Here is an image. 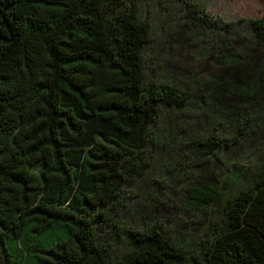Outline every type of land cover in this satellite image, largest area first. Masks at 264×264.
Segmentation results:
<instances>
[{
  "label": "trees",
  "instance_id": "trees-1",
  "mask_svg": "<svg viewBox=\"0 0 264 264\" xmlns=\"http://www.w3.org/2000/svg\"><path fill=\"white\" fill-rule=\"evenodd\" d=\"M143 1L0 0V264H264V16Z\"/></svg>",
  "mask_w": 264,
  "mask_h": 264
},
{
  "label": "rangeland",
  "instance_id": "rangeland-1",
  "mask_svg": "<svg viewBox=\"0 0 264 264\" xmlns=\"http://www.w3.org/2000/svg\"><path fill=\"white\" fill-rule=\"evenodd\" d=\"M197 1L204 4L206 13L209 14L211 18L217 17L226 22H236L240 19H256L264 16V0ZM179 7H177L176 11V9H174L173 7L170 8L162 2H160V4H157L155 1L152 2V0L143 1L141 12L143 14V17L148 16L151 20L150 23L153 29L152 32L154 44H157L161 39L165 37V35H168L167 32L163 31L160 27L159 21H164L169 18H175V20H177L183 15V12ZM181 54L183 55V57L181 56ZM185 54V50H172L170 52V59L166 63L168 65V68L174 69V71L179 75H181L183 71L187 72V70H184V67L198 68V60L194 57V52L191 51L190 57H186ZM156 56L158 57V53L156 54V51L152 50L150 55L148 56L150 60L149 64L154 61V58ZM170 197H172L173 201H175V195L171 192L169 194V199L165 201V206L160 209L159 217L161 219L159 220L162 221V224L166 228L165 230L168 232V235L173 237L179 234L176 233L177 230H181V227L177 226L176 223L178 219L182 218V216L178 211L169 208L173 204V202L170 203ZM174 228H176V230ZM178 238H181V236H179Z\"/></svg>",
  "mask_w": 264,
  "mask_h": 264
}]
</instances>
